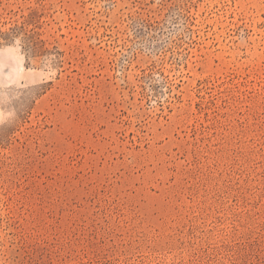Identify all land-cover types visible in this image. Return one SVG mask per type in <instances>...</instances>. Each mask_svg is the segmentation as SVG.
Returning <instances> with one entry per match:
<instances>
[{"label":"rangeland","instance_id":"rangeland-1","mask_svg":"<svg viewBox=\"0 0 264 264\" xmlns=\"http://www.w3.org/2000/svg\"><path fill=\"white\" fill-rule=\"evenodd\" d=\"M0 264H264V0H0Z\"/></svg>","mask_w":264,"mask_h":264}]
</instances>
